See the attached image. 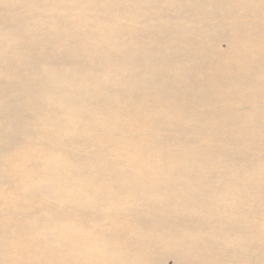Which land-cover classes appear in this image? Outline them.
<instances>
[{"label": "bare ground", "instance_id": "bare-ground-1", "mask_svg": "<svg viewBox=\"0 0 264 264\" xmlns=\"http://www.w3.org/2000/svg\"><path fill=\"white\" fill-rule=\"evenodd\" d=\"M264 264V0H0V264Z\"/></svg>", "mask_w": 264, "mask_h": 264}, {"label": "rangeland", "instance_id": "rangeland-1", "mask_svg": "<svg viewBox=\"0 0 264 264\" xmlns=\"http://www.w3.org/2000/svg\"><path fill=\"white\" fill-rule=\"evenodd\" d=\"M165 264H172V261H171L170 259L167 258V259L165 260Z\"/></svg>", "mask_w": 264, "mask_h": 264}]
</instances>
